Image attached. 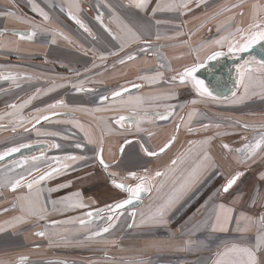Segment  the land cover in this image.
I'll return each instance as SVG.
<instances>
[{"label":"crops","instance_id":"crops-1","mask_svg":"<svg viewBox=\"0 0 264 264\" xmlns=\"http://www.w3.org/2000/svg\"><path fill=\"white\" fill-rule=\"evenodd\" d=\"M138 2L139 0H0V70L14 72L7 68L13 66V69L22 68L25 75L32 77L26 81L27 96L34 94L30 103L24 107H29L31 115L28 119L33 120L36 116L50 113L53 109L49 105L63 101L62 107H67L72 113L71 122L48 124L70 125L72 131L81 133V139L88 147L98 149L101 145L102 158L106 163L117 161L125 168H128L130 163L134 164V161L137 164L144 163L146 158L141 151V145L150 151H157L175 136V141L168 150L173 152L177 149L174 152L176 154L203 130H208L212 136H216V131L240 132L242 125H245L243 121L224 124V119H230L221 114L223 111H233L238 103L232 107H213L206 103L209 98H202L198 94L191 100L169 103H147L145 100L137 102L133 98H123L124 95L96 103V98L108 97L114 91L134 85L139 86L138 90L148 91L149 88L162 85V76L166 73L178 74L185 67L204 63L207 57L216 51L229 56V44L239 39L238 34L233 35L236 29L247 28L253 23L254 4L264 5V0H190L189 9L186 10L188 15L185 16L182 12L184 8L179 7L184 0H150L144 11L136 7ZM157 4L162 7H174L173 10H160L157 9ZM34 5L48 14L47 22L39 15L38 10H33ZM234 5L240 7H233ZM153 9H157L154 14ZM69 11L87 25L91 35L69 17ZM176 15H183L181 21H176ZM97 16L101 19L97 20ZM260 16L264 17V11ZM33 30L37 32L39 43L21 40L19 35H13L14 32L28 33ZM181 30L185 33L184 40L176 41V32ZM56 32H62L68 39L54 35ZM132 33L138 35L140 41H136ZM157 35L159 39L156 38ZM53 39L55 43L52 42ZM143 41L149 43L145 44ZM217 41L221 43L217 44ZM184 42L188 46H183ZM144 48L148 51H142ZM130 54L135 55L134 60L126 59ZM121 59H124L125 63L121 64ZM33 63L41 69L32 68ZM258 67H251L254 69L251 73L262 75L264 80V72L255 71ZM74 85L82 87L85 91H77ZM164 86L162 85L161 89L167 90L168 86ZM185 87L193 90L192 93L196 92L191 83L185 84ZM13 92L0 94V103L4 101V105L15 99L18 93L14 95ZM230 98H234L232 94L228 99ZM255 99L256 96L249 100ZM193 100L197 103L193 104ZM168 111L172 112L169 119L157 118V113ZM193 112L196 114L189 121V114ZM120 116L126 118L122 121L123 127L115 122ZM203 125L209 127L204 128ZM246 125L249 126L245 135L247 139L240 140L242 147L258 136L259 133L252 129L264 126V122H259L258 119ZM231 126H235L234 129ZM189 128L193 131L190 132ZM99 139H102L101 143H97ZM134 139L138 142L127 144L122 155L118 157L120 145ZM216 140L217 144L211 141L207 144L211 151L206 150L215 160L214 164H217L214 168L217 170L222 165L219 168L220 174L228 180L237 172L243 175L227 195L222 193V188L215 189L210 197L208 195L184 218V221H177L178 213L168 224L153 223L149 220L152 211H141L144 203L135 211L119 212L111 222H106L105 219L112 214L103 208L102 214L95 216L96 218L80 219L86 217V211L97 210L96 203L81 197L101 178L99 174L93 175L95 171H92V177L88 174V178L82 181L75 179V186L74 181L71 185L64 182L50 185V180L46 179L29 190L27 184L35 178L29 176L22 180L15 191L11 190V194L4 195L2 190L0 264H18L21 257L28 258L26 264H102L100 260L107 257L108 262L104 264H118L111 262L116 260H112L113 254L119 260L126 259L125 262H132L134 255L136 264L141 260L144 264H216L221 258L220 254L233 243L252 248L256 252L257 264H264V229L260 226V217L264 216V179H261V176H264V151L258 153L254 159L245 160V154L236 149L235 158L232 159L230 154L224 153L225 144L218 138ZM210 161H207L205 167H208ZM226 169L231 172L228 176ZM7 170L10 171L11 168L8 167ZM101 170L111 178L107 170ZM150 171L155 172L153 168ZM143 179L151 180V191L154 186L152 179ZM213 179L205 186L207 187ZM198 184L199 181L195 185L194 199L202 192V188L198 189ZM70 186L73 192L81 193V196L74 194ZM7 188L11 189L10 185ZM10 199L15 201L12 207L7 205ZM61 200H70L73 203H62ZM33 202H38L40 213H45L42 215V224L36 228L27 220L31 216L29 212ZM77 203H82L84 207H73ZM220 205L233 209V219L228 223L227 231L213 232L211 227L216 223L217 213L221 211ZM133 213L134 220L137 221L130 228L128 225L133 224ZM241 215L250 218L248 221L241 220L240 224L241 229L247 228V231H237L236 220ZM17 217H21L23 222L14 226L8 223ZM81 220L86 223L81 224ZM142 220L144 223H141ZM100 223L105 224L104 227L109 223L114 226L107 233L94 236L103 225L100 226ZM134 227L135 233L129 231ZM123 229H126L125 237L121 235L124 233ZM39 231H44L46 235L37 236L35 233ZM70 234L72 239H69ZM132 236L134 238H131ZM128 239L133 240L130 242ZM258 239L261 242L259 249L256 247ZM63 245L67 247L64 248ZM98 245L105 252L102 257H97L94 252ZM80 248L84 251L78 250ZM87 248L91 250L87 251L85 263L76 255L86 253Z\"/></svg>","mask_w":264,"mask_h":264},{"label":"rangeland","instance_id":"rangeland-1","mask_svg":"<svg viewBox=\"0 0 264 264\" xmlns=\"http://www.w3.org/2000/svg\"><path fill=\"white\" fill-rule=\"evenodd\" d=\"M182 3L183 2H181V4ZM188 7L182 9V12L184 13L185 16L188 15V13L186 12V10L189 9ZM193 8H195V7H193ZM177 13H178V11H176V14ZM182 18H183V15H176V21H181ZM260 18L264 19V17H262V16H260ZM35 22H37V21H35ZM171 26L172 25H170V27ZM184 34H185L184 30L177 31L175 40L176 41L177 40L183 41L184 37H185ZM183 46H188V45H187V43L184 42ZM204 64H205V62H204ZM7 68L11 69L12 71L14 70V72L20 74V75L19 74H14V75H17L18 77L23 76L22 75L23 74L22 68L13 69V66L7 67ZM1 70H3V69H1ZM2 74L5 76L8 75L7 73H4V72H2ZM176 75H177V73L174 72L172 74L166 73V75L162 76L163 80H164L162 85L168 86L167 90L161 89L162 85H159L153 89L149 88L148 91L147 90L143 91V89L136 90L134 92H131L129 94L124 95L123 98L124 97L133 98L137 102L145 100L147 103H160V102L161 103H169V102H173V101L183 102V100H186V101L189 99L191 100L192 98L197 96L196 95L197 92L192 93L193 90L186 88L185 84H180L179 80L173 81L172 77L176 76ZM0 80H1L0 85L6 86V87L8 86L9 80H5V79H0ZM33 85H34V83H33ZM22 89H24V88H22ZM211 89H212V87H211ZM245 89H247V96L242 103H238L234 107L233 111H231V112H228V111L221 112V114H223V116H227L230 119V120L224 119L225 120L224 124H231L229 122H232V121H243L246 124L249 122L258 121V119H259V122H264V80H262V75H260L258 73H245L244 79L243 80L240 79V82L237 83V86L235 89L236 96L234 98L228 99L229 94L226 91V88L222 91H219V92L212 89L213 94H216V96H218L219 99L222 98L223 100H218V99L213 100V99L209 98L208 100H206V103L213 105V107L215 105L221 106L222 108H225L227 106L232 107V105L235 104V103H233L234 99H237L240 96L245 95ZM18 92H20V91L17 89L13 93L15 95ZM232 93H233V91H232ZM0 94H2V93H0ZM37 96H39V94ZM144 96H145V98H144ZM226 96H228V97H226ZM254 96H256L255 100H249L251 98H254ZM33 97H34V94L32 96H30V99L28 98V101L31 100ZM118 98H120V97H118ZM226 98H227V100H224ZM247 100H249V101H247ZM11 101H16V99H13ZM2 102H4V101H1V103H0V107L3 106V108L1 107V109H3V110L0 111V113H1L0 124L6 123V125L8 127L5 126L4 128H0V131H1L0 132V148L5 147V146H9V145H15V144H17V142L21 141L22 139H20V138H23V137H19V134L21 133V131H19V130H21L23 127L29 125V123L31 122V120L26 119L28 117V114H29L28 113L29 109H28V111H26L24 109V107L26 106L25 102L22 103V104H25V106L22 109L19 108V106L22 105L20 103L17 104V109H13L11 107H7L8 102L4 105H2ZM34 105L36 106V103ZM191 108L194 109L195 107H191ZM208 108H209V110H211L210 107H208ZM52 109H53V111H51V112H57V111L58 112H69V109L67 107H62L59 105L55 108H52ZM2 113H4V114H2ZM9 113H11V115H9ZM255 116H257L258 118ZM16 117H17V119H16ZM21 120L23 121V123L20 122ZM67 121L71 122V118L60 116V117L51 118L50 120H48V123L63 124ZM48 125H50V124H48ZM239 126L241 127V125H239ZM41 127H43V126H41ZM41 127L37 128V129L36 128L33 129V131L31 133H33L35 135L42 134V132L40 130H38V129H41ZM229 127H230V125H229ZM231 127L234 129L235 126H231ZM13 128H15V130H16L15 135H10L11 132H9V129L11 131ZM47 130H53V132H55V134H56L57 130H65L64 134L61 133L60 138L56 135L60 140L64 139L63 141H65V142L72 141V143L74 141H77V143H74L75 145H78V144L80 145L81 143L85 144L82 139L78 140L77 137H78L79 133L72 131L70 125L64 126V127H55V128L47 129ZM247 131H248V128L241 127L240 132H237V133H236V131H231V133L216 131V136H212L209 134L208 130H203V131H201V133L199 135L190 139L188 144L185 147H182L181 149H179V151H177L176 154H174V152L177 149H174L173 152H169V150L168 151L166 150L165 152H163L158 157H154V158L144 160V163H142V164H141V162H139L137 164L134 161L133 162L134 164L130 163L128 168L122 167L121 163H119L117 167L107 170L109 174L110 173L116 174L114 177L111 176V178H109L108 175L106 176L105 175L106 172L102 171L101 167L94 163L93 156H94V152H96V150H97V147H93V148L89 147V152L91 155H93L92 156L93 159H88L85 162H82L83 160L79 159V160L75 161V163H73V164L70 160L68 162V160H65V158H64V160L59 158L56 154H54L56 152L53 153L55 155V157H50L49 160H46V163H40V162H42V160H37V159L33 160V157H37V156H33V155L28 156V157H21L20 159H16L14 161L12 160V161H9L3 165H0V194H2V190L4 191V193H3L4 195H6L8 193L11 194L12 191H11V189H8L7 186L10 185V183H14L16 177H17V179H20L21 177H24V179L28 178L31 174L37 172V168L40 165L41 166L51 165L44 173L51 171L53 168H62V171L59 174H55V173L53 174V176L51 178H54V179L48 178L50 180L49 181L50 185L52 183H56V182H64V183L70 184L71 182L74 181L73 184L75 186V185H77L76 184L77 182H75V179H78V181H82L83 179L88 178V176H87L88 174L91 175L89 177H92V173H94L92 171H95V173L93 175L99 174L98 176H100L101 178H99V180L96 182L95 185L90 186L87 189V191H85V194H83V196H81V193L73 192V189L70 186V190L74 194L77 195V193H78L79 196H81L85 199H88L89 202L93 201L94 204L95 203L97 204L95 206V207H97V208H95V209H97L96 211L91 212L89 210L92 214L96 213V215L93 214L91 217H89L86 214V215H84L86 217L80 218V219L90 220V219L96 218L97 216L100 215L101 211H99V210H101V208H103L107 211V209L109 210L110 204L112 205L115 201L121 200L125 197L126 193L120 189H117L113 185V183H112L113 179H115L116 182L120 183L122 181H124V182H130V181L132 182L133 181L134 182L137 179L141 180V178L147 177L150 179L152 178V183L154 184V186L152 187L153 189L150 191L149 196L144 201V205L141 208V211L148 210L149 213L152 211V216H154L157 209L161 205H164L166 202H168L170 198H172L173 203L171 204V206L166 211V215L164 217V222L159 223V224H163V225H165L166 223L168 224L169 221L172 220L175 217V215L178 213H179V215L177 217V221H180V220L184 221V218L186 216H188L193 210H195V208H197V206L199 205L200 202L204 201L208 197V195L210 197V195L213 193V191L215 189L218 188V190H220L221 184L223 186L228 181V179L222 177V175L220 174L221 170H219V168H221V166H222L221 164H220L221 166H219V168L217 170L214 168V167H217V164H214L213 161H215V160L211 156H209L211 158L210 159L211 161L209 162L208 167H205L207 164V161L203 160V155L207 149L209 151H211L210 150L211 148H207V145H204L201 142L205 141V140H209V142L211 141L212 143L217 144L218 142L216 139L217 138L220 139V141H222L223 144H227L229 146L228 148H225L222 146L224 149V153H226L227 155L230 154L229 155L230 158L234 159L235 155H236V154L234 155V153L236 152V149H239L242 147L240 140L241 139L245 140V138H246L245 135H247ZM233 132H235V133L232 134ZM31 133H26V135L24 136V140L31 139L32 138ZM57 134H60V133H57ZM35 135L33 136V139L35 137H39V136H35ZM257 135H259V134H257ZM90 141L93 142L92 139ZM101 142H102V139H99L97 143H101ZM120 147H121V145H120ZM120 147H119V150H120ZM100 148H101V145H100ZM119 150H118V152H119ZM71 152L74 155H77L78 157H85L82 154H80L79 150H77V149L76 150L74 149ZM81 152H83V151H81ZM243 154H245V153H243ZM39 156H41V154ZM43 156H45V154H43ZM143 156L145 157L144 153H143ZM217 157L220 158L219 156H217ZM57 158L59 160V163L57 162ZM173 160L176 161L175 164L172 163ZM217 161L219 163L218 159H217ZM20 163H23L24 166L18 167L17 165ZM69 163H70V165L72 164V167L67 168L68 166H70ZM63 165H67V167H62ZM225 166H226V164H225ZM228 166H230V165H228ZM8 167L11 168L10 171L7 170ZM151 168H153V170L155 171V175L149 174V171H150L149 169H151ZM158 171L163 173V174L161 176H156V173ZM226 171H228L226 173L228 176L231 172L229 171V169H226ZM131 172H135L137 174V178L130 177L129 173H131ZM32 176H34V175H32ZM37 178H34L33 180H36ZM126 178H128V180ZM212 178H214V179L206 187L205 186L206 183L209 182ZM197 181H199L198 189L202 188V192L200 195H197V197L194 199L195 185H196ZM50 185H48V186H50ZM228 193H224V194L227 195ZM23 194H24V192H23ZM0 199H3L2 195L0 196ZM61 201H63L62 203H73L70 200H61ZM14 203H15V201L13 199H10L9 202L7 203V205L12 207L14 205ZM89 211H86V212L89 213ZM98 212H99V215H97ZM44 214L45 213H40V215H44ZM113 218H114V216H113ZM131 219L133 222V215H132ZM27 220H30V222L33 225H35V228L39 227L42 224L41 219L37 215H31ZM105 221L107 222L108 219L106 218ZM136 221H137V219H136ZM136 221H135V223H136ZM135 223H133V226ZM102 224L103 223H100V226ZM104 225L105 224H103L102 227L99 228V230L104 228ZM37 229L41 230L40 228H37ZM81 230H83V229H81ZM125 231H126V229H123L124 233L121 234V235H124L123 237L126 236ZM129 231H132L133 233H135L136 229L134 227L132 230H129ZM116 233H117V231H116ZM82 234H84V233H82ZM70 235H71V237H69V239H72V234H70ZM146 235H148V234H146ZM118 236H120V234H118ZM131 238H134V236H132ZM128 240L131 242L133 239H128ZM63 246H64V248L67 247V245H63ZM78 250L84 251L83 248H80ZM88 250L90 251L91 249L87 248V250L85 251L86 253H80V254L76 255L79 259H81L80 261H84L85 263L87 262L86 257H87V251ZM102 251H103V248H101L99 245L94 250V252H96V255H98L97 257L104 256L105 252L104 251L102 252ZM99 252H102L103 254L100 253L101 254V256H100ZM150 255H151V253L149 252L148 256H150ZM73 256L74 255H71V257H73ZM115 256L116 255L113 254L112 260L113 259H116V260L111 261V262H115V263L119 264V261H120V264H125V263L136 264V258L134 255L132 257V259H133L132 262H125L126 259L119 260V258L117 256L116 257ZM100 262L102 264L107 263L108 257L104 260H100Z\"/></svg>","mask_w":264,"mask_h":264},{"label":"snow or ice","instance_id":"snow-or-ice-1","mask_svg":"<svg viewBox=\"0 0 264 264\" xmlns=\"http://www.w3.org/2000/svg\"><path fill=\"white\" fill-rule=\"evenodd\" d=\"M149 2H150V0H139V2L136 4V7L139 8L141 11H144L147 8ZM189 2H190V0H184V2L181 5H179V7L187 8ZM201 2H203V0H201ZM173 7H174L173 5H165L162 7L160 4H157V9H160V10H173ZM233 7H240V5H234ZM252 8H253V23H250L247 26V28H237L236 29V33H234L233 35L235 36L238 34L239 39L234 40L233 42H231L229 44L228 51L231 53H246V52H249L254 46H256L258 44H264V19L260 18V13L262 11H264V5L254 4L252 6ZM157 9H153V14L155 13V11ZM33 10L34 11L38 10L35 5L33 6ZM228 10L230 11L231 9H228ZM38 11H39V15L43 18V20L45 22H47L49 20L48 14L46 12H44L42 9H40ZM8 14L11 15L12 13H8ZM242 14L243 13H241V15ZM68 15L76 24H78L80 26V28H82L85 32H88L91 35L89 28L87 27L86 24L83 23L82 20H80L77 16L73 15V13L71 11H69ZM100 19H101V17L97 16V20H100ZM157 23H159V21H157ZM13 35H19V38L21 40H25V39L32 40L37 35V32L35 30L28 32V33H15L14 32ZM54 35L64 36V34L62 32H56V33H54ZM132 37L136 41H140V37L138 35H136L135 33H132ZM156 38L159 39L160 38L159 35H157ZM64 39L67 40L68 37L64 36ZM52 42L55 43V40L53 39ZM69 42H71V41H69ZM143 42L145 44L149 43V41H143ZM216 43L220 44L221 41H217ZM123 47H124V45L121 46V50H123ZM142 51H148V49L144 48V49H142ZM113 54H115V53H113ZM222 55H223L222 52L216 51V52L212 53L211 55H209L207 57V60L208 61L217 60ZM102 59H103V57H102ZM126 59L129 61L134 60L135 55L130 54L126 57ZM119 62L121 64H123V63H125V60L121 59ZM256 63L259 65V67L257 69H255V71L264 72V60L256 61ZM245 64H248V61H245ZM204 66H205V64L203 62H200V63H197L193 66L185 67L182 72H179L176 76H173L172 80L173 81L179 80L180 84L191 83L192 87L196 90L197 94L200 97L211 98L213 100H217V99H219V97L214 95L213 92L209 90V88L205 85L204 81L196 78V73L199 71L200 68H202ZM252 71H254V69L245 68L244 66H240L237 68V72L240 75L241 80L244 79L245 73H251ZM17 78H18L17 75H14L11 73H9L6 76H0V79H5V80H16ZM20 78L32 79L31 76H25V77H20ZM141 78H143V77H141ZM82 83L83 82H81V84ZM134 86L139 87L138 85H134ZM74 87L77 88V91H85V89H83L82 87H79L77 85H74ZM87 90L91 91V89H87ZM111 95L113 98H116V97H121L123 95V93L121 91H114V92H112ZM232 95H233V97H235L236 93L233 92ZM246 96H247V89H245V95L240 96L237 99H234L233 103H242L245 100ZM107 99H108L107 96L101 97L102 101L107 100ZM27 103H30V100L25 102V104H27ZM192 103L195 104V103H197V101L193 100ZM25 104L20 105L19 108L22 109L25 106ZM59 105H63V101H60ZM57 106L58 105H56V104L49 105L50 108H55ZM10 107L13 109H17V105H15V104L10 105ZM97 110H99V109H97ZM195 114H196L195 112L189 114V121H191V119L193 118V116ZM9 115H11V113H9ZM171 115H172L171 111H168L166 113H157V118L160 120H167V119H169V117ZM40 119L48 120L49 116H43L41 118H36V123H39ZM125 119L126 118L124 116H120L118 119H116L115 122L117 124H119L121 127H123L122 121H124ZM20 122L23 123L22 120ZM0 127H2V125H0ZM177 127L179 128V125ZM203 127L208 128L209 125H203ZM217 127H219V125H217ZM242 127L248 128L249 126L245 124V125H242ZM188 130L190 132L193 131V129H191V128H189ZM252 130L258 132L259 135L257 137H255L253 139V141L246 143L241 149H237L238 152L245 153V157H244L245 160L254 159L258 155V153H260L261 151H264V126H261L259 128H253ZM13 131H15V128H13ZM44 134L48 135L49 133H44ZM245 139H247V138H245ZM174 141H175V136H172L169 139V141L167 143H165L163 145V147H161L159 149V152L163 153L164 151H166V149L169 148ZM127 143H130V142H127ZM201 143H203L204 145H207L209 143V140L202 141ZM223 146L225 148L229 147L227 144H225ZM28 147H30L29 144H20L19 146L10 147L4 152H0V161L5 160L6 157H9L14 153L20 152L21 149L28 148ZM52 147H59V145L53 144ZM76 147L79 148V147H81V145L78 144V145H76ZM141 148L143 149L145 154L148 156H156L158 154L155 151H150L149 149L145 148L143 145H141ZM121 151H123V148H121ZM35 159H38V158L33 157V160H35ZM79 159H83V157H77L74 155L65 157V160H70V161H77ZM210 159L211 158L209 157L208 153L205 152L203 155V160L204 161H210ZM57 162L59 163L58 158H57ZM100 163H101V165L104 166L105 169H108L109 165L105 164L102 157L100 158ZM172 163L175 164L176 161L173 160ZM17 166L23 167L24 165H23V163H20ZM62 167H67V165H63ZM37 171H39V169H37ZM61 171H62V168H53L51 171H48V172L42 174L38 179L29 182L27 184V188L29 190H31L33 188V185L39 184L41 181H44L48 178H51L54 173L59 174ZM162 174L163 173L158 171L156 173V176H161ZM115 175H116L115 173H110V176H112V177H114ZM241 175H243V173L237 172L223 186L222 191L224 193H228L229 190L233 187V185L236 184L237 180L240 178ZM129 176L132 178H137V174L135 172L129 173ZM23 179H24V177H21L20 179L15 180L14 183H10L11 190L15 191L16 188L20 186L21 181ZM261 179H264V176H261ZM112 183L117 189H120L122 191H126L127 193H129L128 199H124L118 203H115L114 205L109 206V209L112 212H116L117 210H120V209H125L127 206L132 205L134 203V201L140 199V193L143 191H146V188H145V185L143 182V178H141V182L134 187L128 186L123 182L117 183L115 179L112 180ZM77 195H79V194L77 193ZM172 203H173V199L170 198L168 202H166L164 205H161L157 209L154 216L149 217V220L152 221L153 223H163L164 217L166 215V211L171 206ZM73 207H84V205L82 203H77V204L73 205ZM21 210L23 211V208ZM220 210L221 211L219 213H217V215H216V223L213 224L211 227V230L213 232H215V231H221V232L227 231V225L233 219V217H232L233 209L232 208H225L224 205H220ZM5 211H7V209H5ZM40 211H41V209L39 208L38 202H33L32 208L30 209L29 214L37 215L40 219H43V216L40 215ZM99 211H104V210L101 209ZM87 215L89 217H91L93 214L91 212H89ZM97 215H99V212L97 213ZM132 215H133V223H135V220H134L135 214L133 213ZM107 219H108V221L111 222V221H113V216L109 215L107 217ZM117 219H118V217H117ZM241 220L248 221V220H250V218L241 215V217L236 220L237 231H247V228L241 229V227H240ZM21 222H23V219L21 217H17L13 221H9L8 223L10 225L14 226L16 223H21ZM80 223L84 224L86 222L81 220ZM141 223H144V221L142 220ZM113 226H114V224L109 223L108 226L100 229L99 231L95 232L93 235L94 236H101V235H103V233H107L109 231V229ZM132 226H133V224L128 225V227H130V228ZM260 226L262 229H264V216L260 217ZM35 234L37 236H41V237L46 235V233L44 231H39ZM89 238H91V237H89ZM260 243L261 242L258 239L257 245H256L257 249H259ZM220 255H221V258L216 261V264H257L256 252L252 248L241 245V244H236V243L231 244V246L228 247ZM27 259H28L27 257H21L18 261V264H26ZM137 264H144V261H142V260L138 261Z\"/></svg>","mask_w":264,"mask_h":264},{"label":"flooded vegetation","instance_id":"flooded-vegetation-1","mask_svg":"<svg viewBox=\"0 0 264 264\" xmlns=\"http://www.w3.org/2000/svg\"><path fill=\"white\" fill-rule=\"evenodd\" d=\"M258 45H261V52L256 54L255 56H253V58H251V56H246L242 60H240V62L238 64L232 65L230 67H227L226 70L222 72V82L215 81L214 83L212 82V83H208V85H206V83H205V81H204V79L202 77L196 76V78L199 79V80L204 81L205 85L209 88L210 91L216 90L217 92H219V91L224 90L225 87H227V85H229V86L233 87L232 91L234 92L235 89H236V83H237L238 79L240 78V75L237 72V68L240 67V66H244L245 68H251L253 66L258 67L259 65L256 63V61L264 60V44H258ZM241 55H243V53H230L229 56L223 55L220 58H218L217 60H213V61L206 60L205 61V66L203 68H200L199 71L202 69V70H205L207 72V67L206 66H209V65L211 66V64H212V66H214L213 70H218L221 67H223L224 65L228 64L231 60L239 59L241 57ZM252 55H254V54H252ZM245 61H248V64H245ZM32 66H35V63H33ZM5 71H7V70H1L0 71V76H5V75L2 74V72L7 73V74H9V73L18 74L16 72H5ZM225 73L227 75H225ZM22 75H23L22 77L28 76V75H25L24 73ZM20 77L21 76H19L16 80H9L7 87L0 85V93L11 92V91H15L17 89L20 91V92H18V96L14 97L17 102L16 101H11V102H9V104H7V107H10V105L15 104V103L22 104V103L28 101V98L30 97V96H27V92H28L27 91V85H28V83L26 82L29 79H24V78L21 79ZM210 78H211V76H209L207 78V81H209ZM12 81H13V83H11ZM211 87H212L213 90L211 89ZM22 88H24V89H22ZM118 91H120V90H118ZM111 94L108 96L109 99L118 98V97L113 98ZM226 97H228V96H226ZM19 99H21V100H19ZM95 101H96V103L97 102L101 103V102H106L107 100L102 101L101 98L98 99V97H97ZM28 104L29 103H27V105ZM55 104L59 105L58 103H55ZM68 104L70 105L71 101ZM59 106H62V105H59ZM28 109H29V107L25 108L26 111H28ZM2 110L3 109L0 108V111H2ZM28 113L29 114H28V117L26 119L27 120H31V119H28L29 116L31 115L30 111H28ZM52 113H69V115H71L69 117L70 118L72 117V113L71 112H58L57 111V112H52ZM52 113H46V114H43V115L36 116L33 120H31L29 125L23 127L21 130H19V131H21V133L19 134V137H23V138H20L22 140L17 142V144H15V145H9V146H5V147L0 148V152H4L10 147L19 146L20 144H29L31 146L32 145H36V146L40 145V146H42L41 149H35L36 151H34L33 153L26 154V155H23L21 157H28V156H32L33 155V156H37V158H38L37 160H42V162H40V163H46V160H49L50 157H55L54 154H56L59 158L64 160L65 157L74 155L71 151L74 150V149L75 150L77 149V150H79L80 154L85 156V157H83V159H82L83 161L82 162H85L88 159H93L94 158V163L96 165H98V163L96 161V157H97V153H98V149L99 148L96 150V152H94V156H93V155L90 154L89 147L86 144L81 143L80 144L81 147L78 148L74 144V143H77V141H74L72 143V141L65 142V141H63L64 139L60 140L59 138L61 136V133L64 134L65 130H57V131L55 130L56 134H55V132H53L54 129L53 130H47V129H52V128H55V127H64V126H51V125H48V121H46V122H44V123H42V124H40L39 126L36 127V129H37V128L43 126V127H41V129H38V130H40L42 132V134L35 135V134L31 133L33 131V129L30 130L29 128L34 122H36V118H40L42 116H45V115H48V114H52ZM2 114H4V113H2ZM0 115H1V113H0ZM0 125H2V127H0V128H4L5 126H7L6 123L5 124L2 123ZM9 132H11L10 135H15L16 130L13 131V129H12L10 131V129H9ZM26 133H31L32 134V138L29 139V140H24V136L26 135ZM44 133H49V134L45 135ZM57 133H60V134H57ZM34 135L35 136H39V137H35L33 139ZM53 144L59 145V147H52ZM81 151H83V152H81ZM54 152H56V153H54ZM40 154H41V156H39ZM43 154H45V156H43ZM119 155H120V153H119ZM121 155H122V153H121ZM74 156H77V155H74ZM92 156H93V158H92ZM21 157L15 158V159H13V161L16 160V159H20ZM10 161H12V160H10ZM68 162H69V160H68ZM71 162H72V164L75 163V161H71ZM5 163H7V162H5ZM5 163H3V164H5ZM114 163H115V165L112 168H108V169H113V168L118 166V162L117 161L114 162ZM3 164H1V165H3ZM72 164L70 165V163H69L70 166H68L67 168L72 167ZM40 166L37 168V169H39V171L31 174L30 177H35V178L38 177L39 178L40 176L37 175V174L42 175L51 165H46V166H41V167ZM108 169H104V170H108ZM149 174L155 175V172L149 171ZM32 175H34V176H32ZM126 179L128 180V178H126ZM139 181H141V180L137 179L134 182L130 181V182L126 183V184L131 185V186L134 187L137 184H139ZM144 184L150 186L151 180H148V181L144 182ZM150 188H151V186H150ZM221 188H223V186ZM127 197H128V193H126V195H125V197L123 199H125ZM123 199H121V200H123ZM118 201H120V200H117L115 202H118ZM115 202H114V204H115ZM143 203H142V205H143Z\"/></svg>","mask_w":264,"mask_h":264},{"label":"water","instance_id":"water-1","mask_svg":"<svg viewBox=\"0 0 264 264\" xmlns=\"http://www.w3.org/2000/svg\"><path fill=\"white\" fill-rule=\"evenodd\" d=\"M251 51H252V52H251ZM260 52H261V45H256V46H254L253 49L250 50L249 52L243 53V55H241V57H240L239 59L231 60L228 64L224 65V66L221 67L220 69H218V70H213V67H214V66H212V64H211V66H210V65H209V66H206V67H207V72H206L205 70H202V69H201L199 72L196 73V76H200V77H202V78L204 79L206 85H208V83H212V82L214 83L215 81L222 82V72L225 71L227 67H230V66H232V65H236V64H238V63L240 62V60H242V59H243L244 57H246V56H251V58H253V56H255L256 54H258V53H260ZM252 54H254V55H252ZM225 75H227V74L225 73ZM209 76H211V78H210L209 81H207V78H208ZM138 88H139V87L131 86V87L124 88V89H122V90H120V91L123 93V95H126V94H129V93H131V92H134V91L138 90ZM225 88H226V91L228 92V94H229V96H230V95L232 94L233 87L227 85V87H225ZM125 90H126V91H125ZM123 95H122V96H123ZM45 116H49V119H48V120H50L51 118H54V117H60V116H63V117H69V116H71V115H69V113H52V114H48V115H45ZM42 117H43V116H42ZM40 118H41V117H40ZM48 120L40 119V122H39V123L34 122V123L30 126L29 129H30V130H31V129H34V128H36L37 126H39L40 124H42V123H44V122H46V121H48ZM127 142H131V140H127V141L123 142V144L121 145L120 150H119V153H120V154L123 152V151H121V148H123V150H124L125 146H126L127 144H129V143H127ZM41 148H42V146H40V145H39V146H36V145H32V146H31V145H30V147H28V148H23V149L20 150V152L14 153V154H12L11 156L6 157L5 160L0 161V165L3 164V163H5V162H8V161H10V160H13V159H15V158L21 157V156H23V155L33 153L34 151H36L35 149H41ZM167 149H168V148H167ZM167 149H166V150H167ZM155 152L158 153L156 156H148V155H146V156H148L149 158H154V157H158V156H160V155L162 154V153L159 152V150H157V151H155ZM164 152H165V151H164ZM144 153H145V152H144ZM101 157H102V148H99V149H98V153H97V157H96V161H97V163H98L99 166H101L103 169H105L104 166L101 165V163H100V158H101ZM104 162H105V161H104ZM105 164L109 165L108 168H112V167L115 165L114 162H113V163H106V162H105ZM146 181H147V180L143 179V182H146ZM140 182H141V181H139V183H140ZM117 183H118V182H117ZM126 185H127V184H126ZM144 185H145V184H144ZM128 186H131V185H128ZM145 188H146V191H143V192L140 193V199L134 201V203H133L132 205L127 206L125 209L117 210L116 212H112V211L109 209V212L112 214V216H115V215L118 214L119 212H123V211H135L136 209H138V208L142 205V203L146 200V198L149 196V193H150V186H149V185H145ZM222 189H223V188H222ZM124 192H126V191H124ZM126 193H127V192H126ZM222 193H224V192L222 191ZM128 198H129V193H128V197L125 198V199H128ZM123 200H124V199H123ZM120 201H122V200H120ZM120 201H118V202H120ZM118 202H116V203H118ZM113 205H114V204H113Z\"/></svg>","mask_w":264,"mask_h":264},{"label":"trees","instance_id":"trees-1","mask_svg":"<svg viewBox=\"0 0 264 264\" xmlns=\"http://www.w3.org/2000/svg\"><path fill=\"white\" fill-rule=\"evenodd\" d=\"M32 42H34V43H39L40 41H39V37H38V35H36L33 39H32ZM35 68L36 70H40L41 68L40 67H37V66H32V68ZM11 83H13V81L11 82ZM78 140H81V134H78ZM136 142H138V140L137 139H134V140H131V142L130 143H136ZM141 151L144 153V151H143V149L141 148ZM145 154V153H144ZM121 156V154L119 155V157ZM144 158H146V159H150L149 157H147L146 155H145V157ZM100 214H102V212L100 213ZM94 215H96V213H94Z\"/></svg>","mask_w":264,"mask_h":264}]
</instances>
